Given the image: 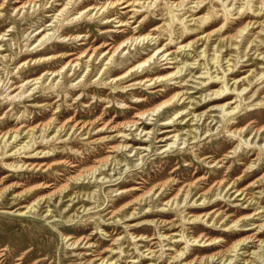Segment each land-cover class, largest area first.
I'll list each match as a JSON object with an SVG mask.
<instances>
[{"label": "rangeland", "instance_id": "374dc122", "mask_svg": "<svg viewBox=\"0 0 264 264\" xmlns=\"http://www.w3.org/2000/svg\"><path fill=\"white\" fill-rule=\"evenodd\" d=\"M263 13L0 0V264H264Z\"/></svg>", "mask_w": 264, "mask_h": 264}, {"label": "bare ground", "instance_id": "6f19581e", "mask_svg": "<svg viewBox=\"0 0 264 264\" xmlns=\"http://www.w3.org/2000/svg\"><path fill=\"white\" fill-rule=\"evenodd\" d=\"M118 1V0H117ZM109 2V1H108ZM104 3L99 9H101V8H104V10H107V11H110V8H109V4H114L115 2L114 1H110L109 3ZM149 5V4H148ZM92 8H95L94 6H91L89 9H92ZM202 8V7H201ZM218 10V9H217ZM262 10V9H261ZM226 14H229L228 12H226ZM264 14V13H263ZM120 21V20H119ZM167 25V24H166ZM248 25V24H247ZM259 25V24H258ZM241 31H243V30H241ZM193 32V31H192ZM46 36V34H44V37ZM149 36H150V33H148V34H146V35H144V37H143V39H145V38H149ZM84 37V36H83ZM129 41V40H128ZM185 44V43H184ZM125 46V45H124ZM186 46H188V43H186ZM120 46L119 45H117V46H112V48L113 49H110V50H106L105 52H112L111 50H113V54L118 50V48H119ZM160 49V48H159ZM159 49H157V50H159ZM89 52V51H88ZM112 54V56H114ZM166 53H164L163 55H165ZM169 54H171V53H169ZM216 54V53H215ZM106 57V56H105ZM151 57H152V55L151 56H149L148 58H146L145 60H143L139 65H142V64H145L147 61H150V59H151ZM168 58V56L167 57H165V59H167ZM41 59V58H40ZM220 59V58H219ZM73 61H75L76 62V60L75 59H73ZM212 61H213V59H212ZM168 62H173V61H168ZM168 62H166V63H168ZM229 62V61H228ZM175 63V62H174ZM221 64V63H220ZM56 65V64H55ZM218 65V64H217ZM168 66H171V65H168ZM181 69H183V68H178V70H176V71H172L171 73L173 74V73H175V74H177V73H179V72H181L182 70ZM117 70V69H116ZM227 70H230V68H225V70L223 71L224 72V76H226V71ZM178 75V74H177ZM214 77H217L218 79H220L221 77H218V74L217 75H212L211 73H210V75L208 76V78L209 79H211V78H214ZM40 78V77H39ZM225 79H226V77L223 79V81H224V83L226 84L225 85V87L224 88H222V89H219V90H217L216 92H215V94L217 95L214 99H216V100H222V99H224V98H226L227 97V95H228V92H226L225 93V91L226 90H228V89H230V86H228V82H225ZM236 80V79H235ZM244 80V79H243ZM219 81H215V79H213V81H211V83H210V85H214V84H217ZM171 85V84H170ZM179 94V93H178ZM241 93L240 92H238L237 93V96H239ZM153 96V95H152ZM180 98V97H179ZM172 97L171 98H169L168 100H166V101H164V102H162V103H160V104H158L157 106H155L152 110H151V112H153V113H149V114H158L159 113V110H162L163 108H165L168 104H170L171 103V101H172ZM235 102H237V101H233V100H230L229 101V103H235ZM225 105V104H224ZM223 105V106H224ZM238 106V105H237ZM178 109V108H177ZM180 109V108H179ZM226 109V108H225ZM71 110V109H70ZM185 111V110H184ZM157 112V113H156ZM178 113H180L179 111H178ZM142 114H144V113H142ZM146 114V113H145ZM195 115V114H194ZM256 122V121H255ZM139 122H138V120H133V121H131L130 123H128V124H131V125H135V124H138ZM127 124V125H128ZM179 127V126H178ZM23 129V128H22ZM142 129V128H141ZM165 130L167 131V130H170V128H165ZM144 131V130H143ZM176 134H174V135H171V134H167L166 136H164L165 137V139H162V141H164L165 142V152L169 149H171L174 145H173V143H171V142H166V141H168L169 139H171L172 138V136H175ZM5 136V135H4ZM18 136V134H15L14 135V137L16 138ZM1 137V136H0ZM13 137V138H14ZM163 137V138H164ZM10 138V137H9ZM117 138V137H116ZM123 138V137H122ZM146 143V142H145ZM22 147H25V145H22V146H20L19 148H17V150H20ZM162 150V149H161ZM42 157V156H41ZM98 169V166H96V167H93L92 168V170H93V172H95L96 170ZM85 173V172H84ZM88 173V172H87ZM75 176V175H74ZM252 176V175H251ZM261 176V175H260ZM76 179V178H75ZM162 185H164V184H162ZM135 188H138V187H135ZM158 188V187H157ZM66 189V188H65ZM161 189V188H160ZM238 192L240 191V195L241 194H243L244 192H245V190L244 189H242V188H238V189H236ZM17 194V193H16ZM37 201H38V199H37ZM36 202V201H35ZM30 205V204H29ZM201 205V204H200ZM26 207H28V208H31L32 206H26ZM24 211V210H23ZM19 212V211H18ZM21 212V211H20ZM25 212V211H24ZM23 213V212H22ZM160 213V212H159ZM153 215V214H152ZM126 218V217H125ZM199 224V223H198ZM110 226V225H109ZM235 227V226H234ZM210 231V230H209ZM211 232H215V230H211ZM204 234V233H203ZM261 234V233H260ZM68 237V236H67ZM173 237V236H172ZM199 237V236H198ZM197 237V238H198ZM253 237V239L252 240H250V241H247V239L248 238H252ZM258 236L257 235H255V236H248V237H246V238H244V239H240V240H238L237 242H235L234 243V246H232V247H234V249L233 250H235V249H237L238 248V246H242V245H244V244H247L248 245V242H253L254 240H255V238H257ZM196 239V238H195ZM197 240V239H196ZM202 239H200V241H201ZM206 240H209V238L208 239H206ZM206 240H204V241H206ZM198 241V240H197ZM210 241V240H209ZM84 242V241H83ZM87 242V241H86ZM210 243L208 242V243H205V244H203L204 246H206V245H209ZM206 248V247H205ZM242 247H239V249H241ZM202 249H203V247H202ZM215 252V251H214ZM180 253V252H179ZM217 254H220V253H215L214 255H212V257L214 258L215 257V255H217ZM183 255V254H182ZM197 255V254H196ZM183 257V256H182ZM151 258H153V257H151ZM4 260V259H3ZM104 261V260H103ZM102 262V261H101ZM211 262V261H210ZM104 263V262H103ZM211 263H213V262H211ZM141 264V263H140Z\"/></svg>", "mask_w": 264, "mask_h": 264}]
</instances>
